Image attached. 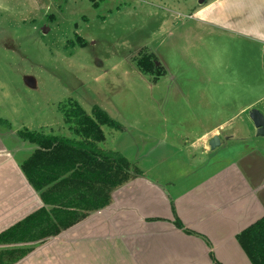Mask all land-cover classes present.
<instances>
[{
    "label": "crops",
    "instance_id": "1",
    "mask_svg": "<svg viewBox=\"0 0 264 264\" xmlns=\"http://www.w3.org/2000/svg\"><path fill=\"white\" fill-rule=\"evenodd\" d=\"M202 1L183 17L174 11L157 40L165 76L153 82L138 69L149 92L142 82L119 103L126 128L133 114L146 123L144 102L157 105L164 134L177 124L180 148L16 264H253L237 237L264 217V136L250 118L252 109L264 115V0ZM12 127L0 128V233L45 205L21 167L36 145ZM104 131L103 147L117 150ZM173 205L198 235L177 227Z\"/></svg>",
    "mask_w": 264,
    "mask_h": 264
},
{
    "label": "rangeland",
    "instance_id": "2",
    "mask_svg": "<svg viewBox=\"0 0 264 264\" xmlns=\"http://www.w3.org/2000/svg\"><path fill=\"white\" fill-rule=\"evenodd\" d=\"M201 1L0 0V117L17 131L66 134L59 104L72 99L88 112L98 106L119 120V103L128 93L137 95L146 79L135 60L154 55L174 11L183 17ZM143 106L146 123L133 114L125 132L109 128L114 149L136 158L141 170L180 148L173 135L177 124L169 122L164 134L159 107Z\"/></svg>",
    "mask_w": 264,
    "mask_h": 264
},
{
    "label": "trees",
    "instance_id": "3",
    "mask_svg": "<svg viewBox=\"0 0 264 264\" xmlns=\"http://www.w3.org/2000/svg\"><path fill=\"white\" fill-rule=\"evenodd\" d=\"M78 45L86 41L77 36ZM73 46V45H72ZM155 55H141L135 63L151 81L166 74ZM69 124L70 136L62 133L22 128L17 136L36 145L35 151L22 161L21 167L32 186L40 194L44 207L0 233V264H16L36 244L59 235L78 224L91 213L108 206L112 193L143 171L120 151L103 147L104 127L125 132L127 128L98 106L88 112L76 100L60 104ZM0 128L12 130L9 120L0 117ZM175 224L188 234L176 214ZM253 264H264V217L246 228L237 237Z\"/></svg>",
    "mask_w": 264,
    "mask_h": 264
},
{
    "label": "water",
    "instance_id": "4",
    "mask_svg": "<svg viewBox=\"0 0 264 264\" xmlns=\"http://www.w3.org/2000/svg\"><path fill=\"white\" fill-rule=\"evenodd\" d=\"M158 64V62H157ZM250 118L255 124L258 136H264V115L258 109H252L250 112ZM211 149H216L221 145V139L219 136H214L209 143Z\"/></svg>",
    "mask_w": 264,
    "mask_h": 264
}]
</instances>
